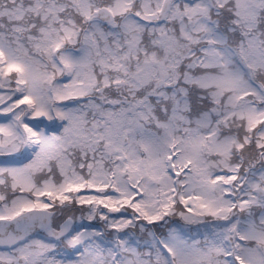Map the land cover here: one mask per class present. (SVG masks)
Wrapping results in <instances>:
<instances>
[{"label": "snow or ice", "instance_id": "1", "mask_svg": "<svg viewBox=\"0 0 264 264\" xmlns=\"http://www.w3.org/2000/svg\"><path fill=\"white\" fill-rule=\"evenodd\" d=\"M0 264H264V0H0Z\"/></svg>", "mask_w": 264, "mask_h": 264}]
</instances>
